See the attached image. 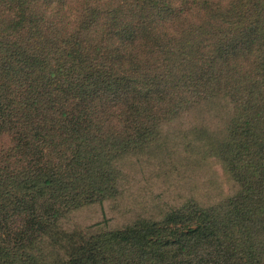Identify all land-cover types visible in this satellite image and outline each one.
I'll use <instances>...</instances> for the list:
<instances>
[{
	"label": "trees",
	"instance_id": "16d2710c",
	"mask_svg": "<svg viewBox=\"0 0 264 264\" xmlns=\"http://www.w3.org/2000/svg\"><path fill=\"white\" fill-rule=\"evenodd\" d=\"M26 1L0 0V264H264V0ZM207 130L222 201L69 228L136 138Z\"/></svg>",
	"mask_w": 264,
	"mask_h": 264
},
{
	"label": "rangeland",
	"instance_id": "374dc122",
	"mask_svg": "<svg viewBox=\"0 0 264 264\" xmlns=\"http://www.w3.org/2000/svg\"><path fill=\"white\" fill-rule=\"evenodd\" d=\"M21 1L17 9L28 3ZM63 1L71 10H76L80 0ZM0 27L4 31L0 39L4 42V37L16 35L1 22ZM23 32L18 33L19 43L23 41ZM6 49V45L0 44V56ZM184 132L159 133L155 143L143 146H139L141 139L136 138L138 147L134 149L137 151L121 157L118 162L116 196L75 209L67 220L69 228L84 229L100 222L94 228L112 229L122 223L131 208L138 217H160L164 211L188 200L206 207L230 195L232 183L216 150L219 133Z\"/></svg>",
	"mask_w": 264,
	"mask_h": 264
}]
</instances>
